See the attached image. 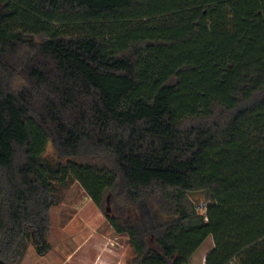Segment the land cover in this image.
<instances>
[{"label":"trees","instance_id":"16d2710c","mask_svg":"<svg viewBox=\"0 0 264 264\" xmlns=\"http://www.w3.org/2000/svg\"><path fill=\"white\" fill-rule=\"evenodd\" d=\"M69 178L137 264H264V0H0V260Z\"/></svg>","mask_w":264,"mask_h":264},{"label":"rangeland","instance_id":"374dc122","mask_svg":"<svg viewBox=\"0 0 264 264\" xmlns=\"http://www.w3.org/2000/svg\"><path fill=\"white\" fill-rule=\"evenodd\" d=\"M45 159L51 164L58 161L51 143L47 147ZM60 193L62 200L51 211L50 251L40 255L30 245L18 264H93L97 256V252L92 249L95 238L106 241L101 252L104 257L102 264H137L128 237L116 234L103 211L94 204L77 180L69 178L60 185ZM192 199L204 215L207 203L204 196L198 194ZM85 240L90 242L82 246ZM211 245L212 240L209 239L189 264H203L201 256Z\"/></svg>","mask_w":264,"mask_h":264},{"label":"crops","instance_id":"0c3cea01","mask_svg":"<svg viewBox=\"0 0 264 264\" xmlns=\"http://www.w3.org/2000/svg\"><path fill=\"white\" fill-rule=\"evenodd\" d=\"M209 239L212 240V245H211L210 248H208V250H206V252H204L203 255L201 256V257H202L203 264H205L207 254H208L209 251L214 247V241H213V238L210 237V238L207 239V241H208ZM89 240H91V239H89ZM89 240H88V241L85 240V241L83 242L82 246L87 245V244L90 242ZM207 241H206V242H207ZM206 242H205V243H206ZM105 245H106V241L104 242V241H102V239H97V238H95V239L93 240V247H92V249H93L95 252H97V256H96V258H95L93 264H102V260H103L104 257H103V255L101 254V252L103 251ZM204 245H205V244H204ZM204 245L199 249V251H197V252L195 253V255L192 257V259H191L190 262H192V260H194L195 256L197 255L198 252H200V251L202 250V248L204 247ZM80 247H81V246H80ZM104 262H105V261H104Z\"/></svg>","mask_w":264,"mask_h":264},{"label":"water","instance_id":"95a60500","mask_svg":"<svg viewBox=\"0 0 264 264\" xmlns=\"http://www.w3.org/2000/svg\"><path fill=\"white\" fill-rule=\"evenodd\" d=\"M0 264H6L3 260H0Z\"/></svg>","mask_w":264,"mask_h":264}]
</instances>
